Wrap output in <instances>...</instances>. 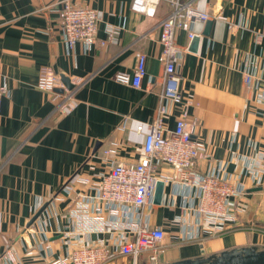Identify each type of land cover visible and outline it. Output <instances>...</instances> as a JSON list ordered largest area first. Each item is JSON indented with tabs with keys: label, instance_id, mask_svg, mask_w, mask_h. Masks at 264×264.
I'll use <instances>...</instances> for the list:
<instances>
[{
	"label": "crops",
	"instance_id": "obj_1",
	"mask_svg": "<svg viewBox=\"0 0 264 264\" xmlns=\"http://www.w3.org/2000/svg\"><path fill=\"white\" fill-rule=\"evenodd\" d=\"M60 1L0 0V74L9 90L0 112V264H48L64 257L63 231L73 221L68 213L73 197L62 193L61 200L53 198L78 172L92 178L107 172L111 160L136 162L145 141L136 126L154 122L160 106L164 66L159 33L169 4L160 0L152 12L138 6L143 1L151 8V0H71L96 10L101 23L90 50L78 43L68 53L51 9ZM193 1L213 16L209 36L203 35L205 23L194 26L200 39L196 51L186 32L176 33V44L184 49L178 70L182 94L190 102L188 120L200 122L194 137L206 147L207 157L197 166L208 172L224 163L246 192L238 200L242 213L237 226L217 234L203 231L199 241L186 242L182 225L174 222L183 214L185 200L181 188L176 192L167 185L162 204L148 211L150 225L166 232L155 264L264 247V187L253 184L245 165L249 160L256 167L264 153V103L256 102L258 91L244 82L246 72L264 80V0ZM107 26L121 28L118 40L101 45ZM257 34L263 35L260 42ZM137 53L146 56L140 88L116 82L118 72H133ZM42 67L73 85L76 106L67 116L57 118L60 99L37 88ZM179 109L170 108L164 120L168 130ZM124 121L126 129L119 131ZM114 143L117 155L106 157L103 152ZM85 189L77 184L73 191ZM104 236L109 239L111 233ZM97 237L90 233L88 238ZM141 260L147 264L148 254Z\"/></svg>",
	"mask_w": 264,
	"mask_h": 264
},
{
	"label": "built area",
	"instance_id": "obj_2",
	"mask_svg": "<svg viewBox=\"0 0 264 264\" xmlns=\"http://www.w3.org/2000/svg\"><path fill=\"white\" fill-rule=\"evenodd\" d=\"M159 1L151 0V8H147L143 1L138 6L153 12ZM164 1L169 4L170 11L162 20L159 33L162 47L159 61L164 66L163 91L154 122L136 126L137 133H145L139 159L133 163L111 160L107 172L95 173L92 178L83 177L78 172L62 187L53 200H61L62 193L73 197L68 213L74 223H69L70 226L63 231L66 255L48 264H118L120 259H131L133 264H138L145 254H148L147 264H155L166 238L165 230L151 226L148 220V211L156 206L153 201L159 181L164 183V190L169 184L176 192L181 188L185 200L183 214L175 216L174 222L183 227V241H199V234L203 231L217 234L239 224L242 208L238 200L245 195L246 186L238 176L226 172L222 162L211 171L199 170L197 161L207 157L206 147L194 137V130L200 122L188 120L190 102L182 94V78L178 70L184 49L176 44L177 31L186 32L192 41L199 37L194 26L206 23L213 16L199 11L193 0ZM51 9L57 14L56 30L66 51L70 53L78 43L85 51L90 50L97 40L101 23L99 13L93 8L75 5L71 0H61ZM120 30L107 26V38L101 45L116 43ZM262 37L257 34L256 40L260 42ZM145 63L146 56L137 53L133 72H118L114 80L140 88L146 74ZM244 82L248 88L258 91L256 102L264 103V80L246 72ZM37 88L60 99L61 105L55 113L57 118L67 116L76 106L73 100L75 90L68 89L50 67L41 68ZM8 96L5 77L0 74V112L2 99ZM173 106L180 108L179 115L173 130H168L164 120ZM118 129L124 131L126 121ZM117 152L118 144L114 143L103 153L109 157ZM257 162L255 167L246 160V171L254 185L264 187V153ZM89 168L94 169L93 166ZM77 184L86 189L75 193L74 185ZM88 190L94 191L93 195L87 193ZM190 218L192 221L189 222ZM108 232L111 233L109 239L104 236ZM90 233L98 237L92 241L88 238Z\"/></svg>",
	"mask_w": 264,
	"mask_h": 264
},
{
	"label": "water",
	"instance_id": "obj_3",
	"mask_svg": "<svg viewBox=\"0 0 264 264\" xmlns=\"http://www.w3.org/2000/svg\"><path fill=\"white\" fill-rule=\"evenodd\" d=\"M204 36L210 35V30L213 25V21L209 20L205 23ZM199 37H195L192 40L191 49L196 51L199 45ZM62 81L68 89H72L73 85L70 83L69 78L62 76ZM62 92V91H61ZM164 195V183L158 182L154 194V204L160 206L163 201ZM48 204H45L37 215L33 218V221L46 209ZM32 221V222H33ZM164 264H264V247L258 245H250L238 248H232L221 251L209 256H201L193 259L180 260Z\"/></svg>",
	"mask_w": 264,
	"mask_h": 264
},
{
	"label": "rangeland",
	"instance_id": "obj_4",
	"mask_svg": "<svg viewBox=\"0 0 264 264\" xmlns=\"http://www.w3.org/2000/svg\"><path fill=\"white\" fill-rule=\"evenodd\" d=\"M118 264H133L132 260L131 259H128V260H119L118 261ZM138 264H143L142 260L138 262Z\"/></svg>",
	"mask_w": 264,
	"mask_h": 264
}]
</instances>
